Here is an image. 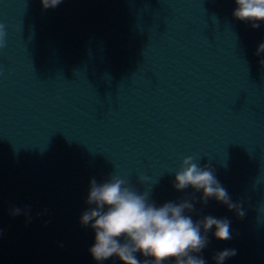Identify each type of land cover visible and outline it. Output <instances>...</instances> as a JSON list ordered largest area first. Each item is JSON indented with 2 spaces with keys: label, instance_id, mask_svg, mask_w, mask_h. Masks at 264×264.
<instances>
[{
  "label": "water",
  "instance_id": "obj_1",
  "mask_svg": "<svg viewBox=\"0 0 264 264\" xmlns=\"http://www.w3.org/2000/svg\"><path fill=\"white\" fill-rule=\"evenodd\" d=\"M165 3L0 0V264H96L80 217L129 182Z\"/></svg>",
  "mask_w": 264,
  "mask_h": 264
},
{
  "label": "clouds",
  "instance_id": "obj_2",
  "mask_svg": "<svg viewBox=\"0 0 264 264\" xmlns=\"http://www.w3.org/2000/svg\"><path fill=\"white\" fill-rule=\"evenodd\" d=\"M45 10L57 7L62 0H40ZM232 16L235 20L257 29L264 23V0H234ZM7 30L0 23V49L6 46ZM264 53V41L256 48L255 55ZM264 67V59L258 61ZM144 180L143 177H141ZM173 187L182 191L192 187L201 191V202L209 199L227 205L230 211L244 215L234 204L227 190L216 179L213 171L200 167L193 156L182 159L179 170L175 171ZM86 203L90 207L81 214L80 224L91 227L95 242L89 253L96 264H105L113 258L120 264H206L201 256L209 240L207 233L215 228L213 236L225 241L232 238L230 221L204 216L194 221L185 212H192L194 204L188 200L180 203L166 202L157 207L149 202V194L138 193L126 180L110 175L104 182L90 181ZM28 206H25V214ZM15 208L12 215H19ZM137 254L144 257L141 260ZM236 255L235 249L217 252L215 264Z\"/></svg>",
  "mask_w": 264,
  "mask_h": 264
}]
</instances>
